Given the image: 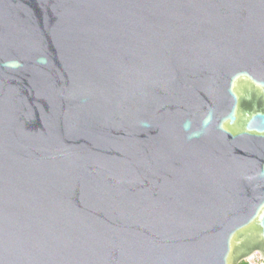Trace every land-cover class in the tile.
Masks as SVG:
<instances>
[{"label":"water","instance_id":"1","mask_svg":"<svg viewBox=\"0 0 264 264\" xmlns=\"http://www.w3.org/2000/svg\"><path fill=\"white\" fill-rule=\"evenodd\" d=\"M264 260V0H0V264Z\"/></svg>","mask_w":264,"mask_h":264},{"label":"rangeland","instance_id":"2","mask_svg":"<svg viewBox=\"0 0 264 264\" xmlns=\"http://www.w3.org/2000/svg\"><path fill=\"white\" fill-rule=\"evenodd\" d=\"M255 256L256 257L253 259V261L256 262V263H258V264L262 263V260L260 259L259 255L256 254ZM241 262H244L245 264H249V261L248 260H243Z\"/></svg>","mask_w":264,"mask_h":264},{"label":"built area","instance_id":"3","mask_svg":"<svg viewBox=\"0 0 264 264\" xmlns=\"http://www.w3.org/2000/svg\"><path fill=\"white\" fill-rule=\"evenodd\" d=\"M256 254H258L259 257H260V259L262 260V263H260V264H264V260L261 258L260 254H259L258 252H254V253H252L251 255H254V258H255V257H256V256H255ZM251 255H250V256H251ZM254 258H253V259H254ZM253 259H252V262H250V261L248 260V261H249V264H258V263H256V262H254Z\"/></svg>","mask_w":264,"mask_h":264},{"label":"bare ground","instance_id":"4","mask_svg":"<svg viewBox=\"0 0 264 264\" xmlns=\"http://www.w3.org/2000/svg\"><path fill=\"white\" fill-rule=\"evenodd\" d=\"M253 258H254V255H251V256L247 257L245 260H249L250 262H252Z\"/></svg>","mask_w":264,"mask_h":264},{"label":"trees","instance_id":"5","mask_svg":"<svg viewBox=\"0 0 264 264\" xmlns=\"http://www.w3.org/2000/svg\"><path fill=\"white\" fill-rule=\"evenodd\" d=\"M239 264H245L244 262H240Z\"/></svg>","mask_w":264,"mask_h":264}]
</instances>
